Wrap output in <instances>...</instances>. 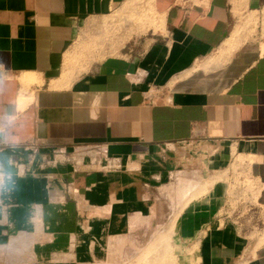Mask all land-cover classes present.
<instances>
[{
  "label": "crops",
  "instance_id": "1",
  "mask_svg": "<svg viewBox=\"0 0 264 264\" xmlns=\"http://www.w3.org/2000/svg\"><path fill=\"white\" fill-rule=\"evenodd\" d=\"M135 1L158 31L90 60L80 37L130 0H0V264L18 245L20 264L120 263L197 192L166 189L194 142L247 162L264 218V0ZM184 204L173 243L199 264H264V222L248 240Z\"/></svg>",
  "mask_w": 264,
  "mask_h": 264
},
{
  "label": "rangeland",
  "instance_id": "2",
  "mask_svg": "<svg viewBox=\"0 0 264 264\" xmlns=\"http://www.w3.org/2000/svg\"><path fill=\"white\" fill-rule=\"evenodd\" d=\"M143 7H145L147 11ZM151 18L154 20V26L155 24H159L158 17L152 15L146 5L143 6L141 2L138 3V1L130 0L129 6L123 7L122 5L115 9L110 17L106 18L94 33L87 36L82 34L84 37L80 38H84V42H87L84 43L82 47H79V49L83 52H90V60L91 58L103 59L107 56H113L117 54L119 49L131 38H137L149 31H154L152 27L147 30L150 25L152 26L150 22ZM136 30H141L145 33L138 35L133 34L132 37L125 42V38L127 37L126 34H129L131 31L135 32ZM157 31L158 30L154 32ZM205 145L204 143L194 142L188 144L186 149L188 148L187 151H189L188 153L190 156H194L193 152L197 150L193 152L190 150L195 146ZM207 146L208 149L211 150L209 156L204 152L205 149H200L194 156L196 160L191 164L187 161L185 154H180V163H182V166L184 165L183 170L191 171L192 169L198 168L197 171H199L201 175L199 181L203 179V182L197 188L198 190L196 189L197 192L193 194L191 198H189L190 196L188 197L189 199H184V197L180 198H183L182 201L185 200L186 204L192 201L194 202V205L190 206L188 211L190 215L200 216L201 213H208L207 215L210 217L212 212H216L218 208L220 217H228V220L232 221L231 224L238 228V232L241 236H245L248 240L255 239V236H258L261 231L264 218L259 214V209L256 205V193L258 188L248 175L247 162L236 159L234 155L226 154L221 148V150L217 149L218 145ZM187 151L185 150V152ZM197 159L201 160L199 164L197 163ZM179 178V176H176L170 184L177 182ZM208 178L210 179L208 180L209 184L204 181V179L207 180ZM185 179L192 180L194 178ZM185 179L183 178L172 185L178 186V189L181 187L183 188L182 181ZM181 194L183 195L185 193L182 191ZM171 202L173 203V207L170 206V204H166L162 208L164 217H162L161 223H165L160 225H165L164 228L158 230H156V228L152 234L151 231H149L142 239L143 244H146L143 247H138L135 244L134 238L128 235L131 244L125 245L123 258L120 256V258L124 260L118 264H199V257L197 255L198 246L185 243H178L176 245L173 243V234H178L176 231L177 219L183 212H181V210L185 204L183 205V202L180 205V201H178L176 207L174 201ZM171 212L172 215L170 217ZM209 232H211V229ZM20 247L21 246L17 248L18 252H16V256L11 257L13 260L11 262L7 260V262L5 261L6 263L20 264L28 262L26 260L27 256L25 250ZM114 255H119V253ZM18 256L20 257L18 258Z\"/></svg>",
  "mask_w": 264,
  "mask_h": 264
},
{
  "label": "bare ground",
  "instance_id": "3",
  "mask_svg": "<svg viewBox=\"0 0 264 264\" xmlns=\"http://www.w3.org/2000/svg\"><path fill=\"white\" fill-rule=\"evenodd\" d=\"M200 149H205V153H206V155L207 156H209V154H210V151L208 150V148L206 147V146H202V147H200ZM199 149V150H200ZM194 150H197L196 152H193L194 153V156H195V154L199 151L198 149H194ZM194 150H190V151H194ZM201 152V151H200ZM203 152V153H204ZM208 152V153H207ZM185 156H186V159H187V161L191 164L192 162H194L196 159L194 158V156H190L188 153L187 154H185ZM199 162H201V160L200 159H197V163L199 164ZM198 169V168H197ZM197 169H192L191 171H188V170H186V171H184V170H182L181 172H179V179L177 180V182H179L181 179H185V178H194V177H199L200 176V172L199 171H197ZM197 180V179H196ZM183 181H187L186 179L185 180H183ZM182 181V182H183ZM198 181V180H197ZM177 182H175V183H177ZM175 183H172V184H175ZM197 184H198V182H185V185H184V189L186 190L187 189V191H186V193H187V195L189 196V192H188V190H192V189H190V188H193L194 186L195 187H197ZM182 185V184H181ZM172 186H176V185H172ZM170 187V186H169ZM194 187V188H195ZM166 188V187H165ZM166 189H169L168 191H170V189H172V191H173V189L175 190V189H178V186H176L175 188H166ZM179 190H182L183 191V188L181 187L180 189H178V193L179 192H182V191H179ZM184 190V191H185ZM175 191H177V190H175ZM174 191V192H175ZM178 193H176L177 195H179ZM185 193V194H186ZM171 194H173L172 192H171ZM181 194V193H180ZM185 194H183V195H185ZM171 196V195H170ZM174 196V195H173ZM174 197H176V196H174ZM177 197H181L180 195L179 196H177ZM182 197H184V199L185 198H187L186 196H182ZM172 198V197H171ZM175 199V198H174ZM174 199H173V201H174ZM183 199V198H182ZM182 199L180 198V199H177L178 201H180V203H181V201H182ZM177 201V202H178ZM185 201V200H184ZM184 201H182V203L184 202ZM179 203V204H180ZM176 203H175V201H174V205H175ZM26 244V243H25ZM18 245V244H17ZM27 246V248H26V250L28 249V245L29 244H26ZM18 246H22V245H18ZM18 246H16L17 248H18ZM24 246V245H23ZM30 247V246H29ZM15 248V247H14ZM14 248H13V250H14ZM16 248V249H17ZM20 248H22V249H24L23 247H20ZM18 250V249H17ZM16 250V251H17ZM28 251V250H27ZM30 251V250H29ZM26 252V251H25ZM20 256H18V258H19Z\"/></svg>",
  "mask_w": 264,
  "mask_h": 264
},
{
  "label": "built area",
  "instance_id": "4",
  "mask_svg": "<svg viewBox=\"0 0 264 264\" xmlns=\"http://www.w3.org/2000/svg\"><path fill=\"white\" fill-rule=\"evenodd\" d=\"M92 152H90V154H91ZM103 153V155L106 153L103 149H100V150H98L96 153H94L93 154V158L96 160V158L95 157H97V156H100L101 154ZM61 154H55V156H54V158H53V162L54 163H56V162H58V161H56L57 160V157H59ZM63 155V154H62Z\"/></svg>",
  "mask_w": 264,
  "mask_h": 264
}]
</instances>
